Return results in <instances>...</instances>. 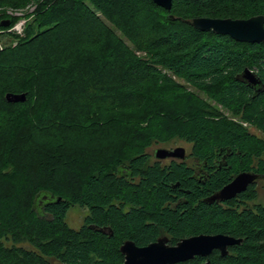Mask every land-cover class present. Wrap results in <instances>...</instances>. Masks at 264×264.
<instances>
[{"label":"trees","instance_id":"obj_1","mask_svg":"<svg viewBox=\"0 0 264 264\" xmlns=\"http://www.w3.org/2000/svg\"><path fill=\"white\" fill-rule=\"evenodd\" d=\"M28 2L36 7L24 36L0 49V264H122L125 240L165 235L173 245L216 233L241 242L213 250L208 264H264L256 187L226 206L205 200L240 171L264 175V43L185 21L264 15V0H172L169 11L152 0L0 7ZM244 68L259 91L242 81ZM8 92L26 100L9 103ZM177 139L201 163L225 155V168L213 166L202 184L147 151ZM71 206L88 211L76 229L65 221Z\"/></svg>","mask_w":264,"mask_h":264},{"label":"water","instance_id":"obj_2","mask_svg":"<svg viewBox=\"0 0 264 264\" xmlns=\"http://www.w3.org/2000/svg\"><path fill=\"white\" fill-rule=\"evenodd\" d=\"M152 1L168 11L171 8L172 0ZM171 18L174 19L172 16ZM185 21L195 29L212 30L217 34H226L236 41L264 43V15L262 14L245 19L193 17ZM10 23V19H4L0 21V26L7 27ZM240 75L242 81L248 84L263 86L261 79L249 68H244ZM5 100L9 103L24 102L26 93L8 92L5 94ZM154 155L157 159L166 157L182 159L185 155V148L182 146H176L172 149L159 147L154 151ZM257 176L258 174L254 172H239L217 193L208 197L207 201L212 203L215 200L231 199L244 191ZM240 242V238L216 233L192 235L171 245L166 236H160L144 246H138L132 240H125L119 249L124 256L122 264H175L190 260L195 256L208 257L213 250H218L221 255H226L229 246ZM208 262L203 264H208Z\"/></svg>","mask_w":264,"mask_h":264},{"label":"rangeland","instance_id":"obj_3","mask_svg":"<svg viewBox=\"0 0 264 264\" xmlns=\"http://www.w3.org/2000/svg\"><path fill=\"white\" fill-rule=\"evenodd\" d=\"M36 4L34 2H28L26 5L14 8L10 6H2L0 7V17L4 19H11L6 17H14L15 21L14 23H10L9 26L1 28L0 29V49H3L7 46H14L17 43V38L15 36H24V30L25 26L27 24V21H30L33 17V13L35 11ZM178 82H182V80L176 79ZM220 107V106H219ZM220 109L227 115H230L229 112L223 108L220 107ZM243 126L247 127L248 130L251 133H254L258 136H262V133L255 128L254 126H251L247 124L246 122H241ZM176 146H182L187 151L190 150V144L183 141V140H172L168 142L167 144L161 143V142H155L152 143L151 146L148 147L147 151L152 154L154 150H156L159 147H165V148H173ZM154 158V157H153ZM155 159V158H154ZM166 161V160H162ZM257 191H258V197L254 201L255 203L262 202L264 203V181L259 182L257 184ZM252 204V202H250ZM87 209L82 208L79 206H71L69 210L66 213L65 221L66 223L72 227V228H78L87 214ZM24 247H28L26 243L22 244Z\"/></svg>","mask_w":264,"mask_h":264},{"label":"flooded vegetation","instance_id":"obj_4","mask_svg":"<svg viewBox=\"0 0 264 264\" xmlns=\"http://www.w3.org/2000/svg\"><path fill=\"white\" fill-rule=\"evenodd\" d=\"M240 77H241V75H240ZM241 79H242V77H241ZM248 84V83H247ZM251 88H252V90H253V92H257V91H259L260 90V88L262 87V86H260V85H251V84H248ZM174 148V147H173ZM169 149H172V147L171 148H169ZM155 151V150H154ZM151 156H152V154H151ZM155 159H154V158ZM152 159L153 160H158V161H160L162 164H164V165H169L171 162H178V163H183V164H185V166L186 167H189V168H191L192 169V173H191V177H194L198 182H201L202 184H205V182L206 181H208L209 180V178L211 177V170H212V167L213 166H215V169L216 170H220L221 168H225V165H226V162H225V155H223V156H221V158L220 159H218L217 161H216V163L215 164H208V163H206L205 161H203L202 163L201 162H199V161H197L196 159H194L192 156H191V154H190V150L189 151H187L186 149H185V155H184V158H182V159H180V158H176V157H166V158H164V159H157L156 157H155V155H154V152H153V156H152ZM162 160H166V161H162ZM240 172H242V171H240ZM247 172H250V171H247ZM239 173V172H238ZM238 173H236V174H238ZM235 174V175H236ZM257 174V173H256ZM235 175H233V177L235 176ZM232 177V178H233ZM231 178V179H232ZM264 181V175H260V174H258V176H257V178L251 183V184H249L247 187H246V189L249 187V186H251V185H254L255 187H256V189H257V184L259 183V182H263ZM227 184V183H226ZM224 186V185H223ZM222 186V187H223ZM221 187V188H222ZM220 188V189H221ZM220 189H218L217 191H215V192H213V193H211L209 196H206V198H205V200L207 201V199H208V197H210L211 195H213V194H215V193H217ZM245 189V190H246ZM244 190V191H245ZM243 192V191H242ZM242 192H240V193H242ZM240 193H238L235 197H233V198H231V199H227V200H215L214 202H212V203H216V204H218V205H222V206H226L227 205V202H229V201H231V200H233V199H237L238 198V195L240 194ZM208 202V201H207ZM262 203V202H261ZM250 204V203H249ZM264 204V203H263ZM175 206V205H174ZM239 207L240 208H242V206H241V204L239 205ZM161 236H165V235H161ZM160 237V236H159ZM167 237V236H166ZM168 238V237H167ZM218 251V250H217ZM219 252V251H218ZM194 258V257H193ZM192 258V259H193ZM204 259L201 261V263L200 264H203L204 262H206V261H209L208 260V258L207 257H203ZM191 260V259H190Z\"/></svg>","mask_w":264,"mask_h":264}]
</instances>
